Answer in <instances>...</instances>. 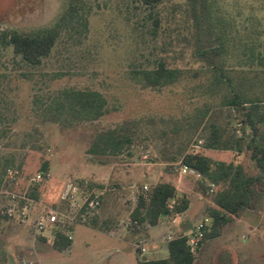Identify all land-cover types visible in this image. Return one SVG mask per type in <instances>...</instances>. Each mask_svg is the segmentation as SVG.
I'll return each instance as SVG.
<instances>
[{"label":"rangeland","instance_id":"obj_1","mask_svg":"<svg viewBox=\"0 0 264 264\" xmlns=\"http://www.w3.org/2000/svg\"><path fill=\"white\" fill-rule=\"evenodd\" d=\"M247 1L209 0L211 22L219 28L225 54L215 68H208L195 57L189 0H164L154 9L141 0H0V31L40 33L53 27L71 4L80 5L85 17L84 25L64 33L37 67L0 44V174L6 167L20 177L17 184L8 181L0 189V210L12 203L9 194L19 197L14 216L1 221L0 264H138L140 258L167 257L166 249L139 256L140 246L148 252L149 245L135 238L137 232L128 226L130 214L144 186L176 179L185 154L234 160L233 151L204 149L201 140L212 123L241 134L242 112L223 107L226 98L239 95L252 105L264 101V69L248 72L244 54H238V46L252 42L251 31L264 21L263 11L245 16ZM160 61L182 71L178 82L157 89L134 82L132 70L151 69ZM215 76L222 82L211 86ZM67 89L102 93L109 113L97 121L65 125L45 116L46 106ZM207 110L210 115L204 118ZM119 127L132 136L133 145L125 151L129 154L109 157L103 164L87 150L97 134ZM44 162L49 178L31 182L42 174ZM241 162L254 172L248 155ZM81 182L105 186L98 210H105V221L100 224L98 218L99 230L126 234L127 242L78 227L69 233L70 248L58 251L52 225L35 238L43 208L67 212L69 203L61 198L66 184ZM185 184L193 201L195 188L204 195L199 222L209 219L207 209L219 187L211 192L209 183ZM36 187L37 201L29 198ZM24 196L29 200L20 198ZM195 257V264H264V204L229 216L220 235L210 238Z\"/></svg>","mask_w":264,"mask_h":264},{"label":"trees","instance_id":"obj_2","mask_svg":"<svg viewBox=\"0 0 264 264\" xmlns=\"http://www.w3.org/2000/svg\"><path fill=\"white\" fill-rule=\"evenodd\" d=\"M141 2L146 7L154 9L164 0H141ZM189 4L190 14L194 19L195 57L205 63L208 68H215L216 63L225 54V43L218 33L219 28L214 27L211 22L209 0H189ZM80 10H82L80 5L71 4L53 27L37 34H23L16 30L0 31V44L4 48L12 47L14 55L20 57L26 64L33 67L40 66L42 60L50 56L64 33L71 31L78 24L84 25L85 17ZM245 11L247 18L250 11L264 12V0L247 1ZM250 34H252V42H243L242 46H238L240 51L238 54H244L245 66L250 67L248 72H252L253 67L264 69V21H261L258 28L252 30ZM234 38L238 36L235 35ZM130 73L134 82L153 89L173 85L182 76V71L169 67L164 61L158 62L154 68L134 69ZM221 82L215 76L214 84L211 86L219 85ZM223 103V107L242 112L241 134L238 135L237 131H230L228 128L212 123L209 134L201 140V146L209 150L249 153L250 159L258 170V175L248 174L240 164L214 161L200 152L187 153L183 156L181 165L199 173L201 184L209 183L219 187L213 197L214 207L208 210V217L212 222L211 226L205 228L203 242L218 237L223 225L228 222L229 216L238 217L243 211H254L262 205L264 199V101L252 105L246 101L242 102L240 96L236 95L233 98H226ZM108 113V101L102 93L75 89L60 92L44 111L45 116L63 125L70 121L74 123L97 121ZM209 115L210 110H207L203 117L207 118ZM132 145V136L123 127H119L97 134L87 151L96 155L98 161L105 164V160L109 157L129 154L125 151H129ZM7 169L4 167L3 174H0L3 176L0 177V186L3 184ZM48 172V163L44 162L41 173L46 175ZM78 187L81 195L93 188L105 189L104 185L95 186L85 182L78 184ZM29 198L38 200L37 187L29 192ZM189 205V198L179 197L172 183L156 182L147 190L142 188L138 193L128 226L135 232L143 227H156L164 217L184 214ZM5 218L7 217L0 214V225ZM86 224L91 227L97 226L95 218ZM72 229L73 227L54 228V249L66 251L70 248L72 239L69 233ZM187 241L186 236L176 238L168 243V258L159 260L140 258L138 264H195V256L199 248L191 249ZM141 255L140 253L139 256Z\"/></svg>","mask_w":264,"mask_h":264},{"label":"built area","instance_id":"obj_3","mask_svg":"<svg viewBox=\"0 0 264 264\" xmlns=\"http://www.w3.org/2000/svg\"><path fill=\"white\" fill-rule=\"evenodd\" d=\"M181 173L184 175H192L196 177H201L199 173L188 168L187 166L181 165ZM49 178V175L46 174H38L35 178L31 179V182L39 183L42 179ZM19 177V172L13 169H7L6 177L3 181V186L10 183L17 184ZM213 188L215 185H210V191L213 192ZM144 190H147L148 187L144 186ZM106 189L93 188L91 190H87L85 194L81 195L80 189L78 186H74L73 184H69L63 194L62 199L69 203V209L65 213L55 212L47 210V207L43 208L42 214L38 217L35 222L34 228V236L35 238L41 235L50 225L60 228H68L74 227L78 224H86L91 221L98 213V210L102 203V197ZM11 198V204L6 205L2 210H0V214L5 217H13L16 210L17 204L16 201L19 198L15 193L9 194ZM23 200H29L26 196L20 197ZM209 219H205L204 221L199 222L194 231L190 236H188V245L191 249L196 250L202 244L205 238V228L207 227V223ZM53 228V229H54ZM183 235H178L176 232L171 231L165 237V242L170 243L176 238H180ZM141 254L145 255L147 253V248L145 246H140Z\"/></svg>","mask_w":264,"mask_h":264},{"label":"crops","instance_id":"obj_4","mask_svg":"<svg viewBox=\"0 0 264 264\" xmlns=\"http://www.w3.org/2000/svg\"><path fill=\"white\" fill-rule=\"evenodd\" d=\"M233 153H234V160L233 161H231V162L219 161V162L235 163V164L242 165L241 157L244 155H248L250 157L249 153H241V154H238L236 152H233ZM213 160L218 161L215 159H213ZM251 162L253 164V170H254L253 173H249L248 170H246L243 165L242 166L244 167L245 171L248 174H250L252 176H256V175H258V170H256L254 162L252 160H251ZM176 179L172 180V179L168 178L167 180H169L168 182L172 183L176 187L179 197L186 196L189 198V200H190L189 208H188L187 212H185L182 215H179L176 217H164V218H162L161 222L156 227H143L137 232L136 235H134L135 238H137V239L140 238V240H146L147 245H149L147 254H152V255L159 254V253L162 254V253H164V249H166V251H165L167 253L166 258H168V256H169L168 243L165 242L166 235L169 232L174 231L178 235H183V236L188 237L192 234L196 225L201 220L200 214H201L202 210L199 208L198 205H199V203L203 202V200H204L203 196L204 195L201 191H199L197 188H195L193 190L195 201H193L188 196V194L190 193V188L187 187V184L184 185L185 180L186 181H195L196 183L201 184L199 181L201 179V177L199 178V177L192 176V175H184V174L177 171ZM69 184L70 183L66 184V187L64 189L63 194L65 193V190ZM2 186H3V184H1L0 189L2 188ZM63 194H62V196H63ZM104 195H105V193H104ZM263 204H264V199L262 201V206H263ZM211 205L212 206H209L207 210L214 207V201H213V203H211ZM68 206H69V204H68ZM104 211L105 210L102 207L98 213L97 218H95L96 224H97L98 218L102 219V220H100L101 221L100 224H102L105 221V220H103L104 218H102V216H105ZM211 222H210V225L208 224V227L211 226ZM78 227H85L91 231L99 233L100 235L106 234V233L102 232L101 230H99L98 224L96 227H91L90 225H87V224H78V225L73 227L71 233H75L76 229ZM106 235H108L111 238V240L118 241V242H120V241L127 242L126 240H129L126 238L127 237L126 234L118 233V231H109V233H107ZM207 241L200 248V250L198 252L199 255H200V252H203L207 248ZM166 258H154L151 260H159V259H166Z\"/></svg>","mask_w":264,"mask_h":264}]
</instances>
